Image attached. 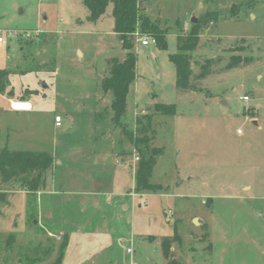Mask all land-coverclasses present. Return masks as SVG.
I'll use <instances>...</instances> for the list:
<instances>
[{"label":"rangeland","instance_id":"rangeland-1","mask_svg":"<svg viewBox=\"0 0 264 264\" xmlns=\"http://www.w3.org/2000/svg\"><path fill=\"white\" fill-rule=\"evenodd\" d=\"M141 8L167 46L133 41L135 78L117 125L101 86L111 60L125 56L112 4L90 21L83 0H0V69L8 71L0 148L48 151L55 161L28 208L27 194L0 184L14 191L0 202V264H169L164 238L180 264H264V0H144ZM192 17L200 23L193 89L182 90L169 55ZM232 56L241 61L227 68ZM23 96L33 109L10 110ZM156 102L175 114L159 113ZM137 118L148 121L146 133ZM137 147L161 148L150 178L161 190L132 188ZM98 154L128 174L119 207L89 193L107 191L106 177H94L103 173ZM67 162L78 164L76 178Z\"/></svg>","mask_w":264,"mask_h":264},{"label":"trees","instance_id":"trees-1","mask_svg":"<svg viewBox=\"0 0 264 264\" xmlns=\"http://www.w3.org/2000/svg\"><path fill=\"white\" fill-rule=\"evenodd\" d=\"M144 0H83L84 5L89 11L90 21L98 20L105 12L106 7L112 4L113 32L118 36L125 56L122 60L113 58L109 63V73L101 80L104 92H111L113 99L111 109L114 113L113 120L117 125H122L120 119L125 113L126 98L129 87L135 78L136 57L133 48V41L136 32L145 33L155 39V43L166 48V32L161 30L155 22H151L147 15L143 14L141 4ZM211 15L207 14L208 19ZM191 22V21H190ZM191 28L184 36H177L178 52L170 54L169 60L174 64L176 71V86L182 90L193 89L190 83V56L199 41L200 23H190ZM240 58L231 57L227 68L236 67ZM8 71L0 69V93H4L7 88ZM18 100H26L23 96ZM155 109L163 115H174L175 105L155 103ZM146 117V116H145ZM144 117V118H145ZM144 119L137 118L135 123L137 129L141 126V131L146 133L149 130V123L145 124ZM149 120V119H148ZM125 125V124H124ZM133 144L138 146L141 138H133ZM147 141V140H145ZM143 141V142H145ZM139 154L137 168L135 171L134 190L136 193L143 191L156 192L161 190L159 184L150 182L155 157L162 152L161 148L150 147L145 150L137 147ZM52 153L48 151L13 150L7 146L0 148V184H9L18 187L26 192L29 199L27 208L34 195L45 187L47 173L54 166ZM6 197L5 191L0 189V202ZM162 252L169 264H180L172 258L170 250V239L164 238L161 242Z\"/></svg>","mask_w":264,"mask_h":264},{"label":"crops","instance_id":"crops-1","mask_svg":"<svg viewBox=\"0 0 264 264\" xmlns=\"http://www.w3.org/2000/svg\"><path fill=\"white\" fill-rule=\"evenodd\" d=\"M145 111H141V114H144ZM63 125V118H62V122L60 126H56L54 124L55 127H61ZM241 135V134H240ZM102 150V149H100ZM117 158H108L106 157V155L104 154H98L96 159V163L98 164V166L100 167L101 171L106 174L105 176H103L104 174H98L96 172H94V177L95 179H99V181L103 182V177L105 178V182L107 184L105 189L102 190H107L104 192H99V193H94V191L89 192L90 194L93 195H100V194H104L105 197H107L109 200L105 201L104 204L107 205L108 207L112 206V202H114V206L115 207H119V204L121 203L122 200H120V196H125L128 197L127 194H124L122 192V181L123 179L128 175L125 168L123 170V166H119L117 165L118 160H116ZM68 165V172H70V174L72 175V178H76V176L78 175V164H71L70 162H67ZM121 165V164H120ZM119 166V167H118ZM102 175V176H101ZM126 179V178H125ZM189 179V178H188ZM72 180V179H71ZM69 181V179H68ZM133 182H131L132 184V188L134 187V180H132ZM97 182V181H96ZM130 183V182H129ZM154 184H158V183H154ZM5 192H14V191H5ZM19 192V191H18ZM22 193H24V195L26 194V192L21 191ZM41 193V191L37 192V195H39ZM39 199V197L37 198ZM105 199V198H104ZM39 201V200H38ZM125 209L128 208L127 203H123L122 205ZM90 209H93L91 206L89 207ZM121 208V207H120ZM115 210L118 208H114ZM113 209V210H114ZM13 228V227H12Z\"/></svg>","mask_w":264,"mask_h":264},{"label":"built area","instance_id":"built-area-1","mask_svg":"<svg viewBox=\"0 0 264 264\" xmlns=\"http://www.w3.org/2000/svg\"><path fill=\"white\" fill-rule=\"evenodd\" d=\"M136 41H139L141 45H149L150 41L155 43V39L152 36L148 37H142V34L139 32H136L135 35ZM4 40L2 37H0V43H2ZM242 100L247 101L249 100V97L247 95H244L241 97ZM9 109L12 111H31L33 109V106L30 101L27 100H9ZM62 122V117L60 115L54 116V124L56 126H60ZM242 129H237V134H242ZM135 160H138V157H134ZM130 251V249H128Z\"/></svg>","mask_w":264,"mask_h":264},{"label":"water","instance_id":"water-1","mask_svg":"<svg viewBox=\"0 0 264 264\" xmlns=\"http://www.w3.org/2000/svg\"><path fill=\"white\" fill-rule=\"evenodd\" d=\"M191 22L192 23H196L197 22V19L195 17H192L191 18ZM194 221L197 223V219L195 218Z\"/></svg>","mask_w":264,"mask_h":264}]
</instances>
